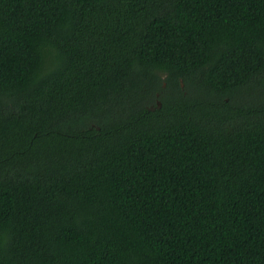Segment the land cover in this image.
Wrapping results in <instances>:
<instances>
[{
    "label": "trees",
    "instance_id": "16d2710c",
    "mask_svg": "<svg viewBox=\"0 0 264 264\" xmlns=\"http://www.w3.org/2000/svg\"><path fill=\"white\" fill-rule=\"evenodd\" d=\"M0 264H264V0H0Z\"/></svg>",
    "mask_w": 264,
    "mask_h": 264
}]
</instances>
